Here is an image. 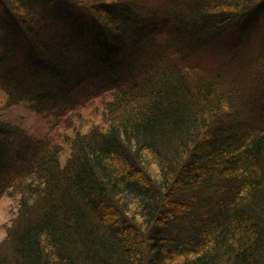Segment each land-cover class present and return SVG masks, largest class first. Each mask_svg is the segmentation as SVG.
Wrapping results in <instances>:
<instances>
[{
	"label": "trees",
	"instance_id": "16d2710c",
	"mask_svg": "<svg viewBox=\"0 0 264 264\" xmlns=\"http://www.w3.org/2000/svg\"><path fill=\"white\" fill-rule=\"evenodd\" d=\"M262 7L0 0V104L104 105L64 138L0 120V264H264V37L241 66L220 39Z\"/></svg>",
	"mask_w": 264,
	"mask_h": 264
},
{
	"label": "rangeland",
	"instance_id": "374dc122",
	"mask_svg": "<svg viewBox=\"0 0 264 264\" xmlns=\"http://www.w3.org/2000/svg\"><path fill=\"white\" fill-rule=\"evenodd\" d=\"M69 8L75 14H72V16L70 13H67V11H65L66 15L63 16V22L65 24H69L67 20H79L78 17L81 14H84V10L79 6L70 5ZM76 23L77 22H75V24ZM243 26L247 28H244ZM243 30L247 32H244ZM231 32H234L233 35L232 33L222 34L220 39L223 40L222 42H224V39L226 41L221 47L222 50L229 55H232L233 52H236L239 58H246L240 59L243 60L240 61L239 65L241 66L243 63H245L244 60L247 61L249 57L259 51L260 48H262V37H264V7H262L260 14L253 21L247 22L244 25L243 22H239L237 23L235 28L231 29ZM234 42L236 45H234ZM226 46H229V49H226ZM233 46L235 47L231 48ZM220 53L223 54L222 52H218L215 55L210 54L209 61H212L214 64L216 62L214 60L215 57L216 59H220ZM225 57H227L226 54ZM238 60L239 59H233L232 61H229L228 65L232 68H235L237 66L235 62H237ZM216 64L212 66H215ZM245 95L246 97H248L247 94ZM5 98L6 96L4 92L0 90V102L4 101ZM262 100L264 101V94L262 95ZM102 102V99H97L95 101H92L88 105H78L71 112V121H69V124H66V122L63 123L62 121L55 119V117L53 116L35 112L30 109L27 104L21 103L10 106L8 108L5 107V105L2 106L3 104H0V120H5V123H9L10 125H19L25 128L28 133L36 138H49L51 136H57L58 132L63 133L62 135L64 138L65 135L73 132L74 127H80L79 129L82 128L81 130L85 131L96 123L101 122V112L102 107L104 106ZM262 109V112H264V107ZM17 209V198L7 194L0 197V242L4 239L6 235V228L8 227V225H10V222L15 216ZM175 227L177 228V225H175Z\"/></svg>",
	"mask_w": 264,
	"mask_h": 264
}]
</instances>
